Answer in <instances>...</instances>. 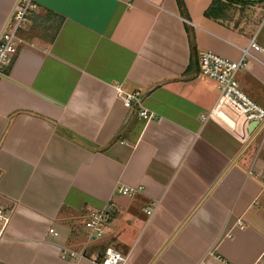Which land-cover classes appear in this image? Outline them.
Here are the masks:
<instances>
[{
	"label": "crops",
	"instance_id": "obj_1",
	"mask_svg": "<svg viewBox=\"0 0 264 264\" xmlns=\"http://www.w3.org/2000/svg\"><path fill=\"white\" fill-rule=\"evenodd\" d=\"M35 2L0 78V203L12 207L0 264H95L61 257L84 245L126 264H202L212 247L264 264V138L218 108L198 63L202 50L238 60L251 37L264 49V0L226 22L205 15L213 0ZM16 3L0 0V31ZM254 54L236 78L264 107ZM105 204L113 216L89 240L85 219Z\"/></svg>",
	"mask_w": 264,
	"mask_h": 264
},
{
	"label": "built area",
	"instance_id": "obj_2",
	"mask_svg": "<svg viewBox=\"0 0 264 264\" xmlns=\"http://www.w3.org/2000/svg\"><path fill=\"white\" fill-rule=\"evenodd\" d=\"M35 5V0H17L9 20L0 31V78L8 75L12 54L15 51L17 42L21 41L19 33ZM257 52L264 53V49L256 41L255 37H251L248 45L241 48V57L238 60H232L214 51L202 50L198 56V63L200 72L216 82L218 108H229L232 115L241 122L246 131L247 125L256 122L251 133H257L264 138V107L240 88L236 78L238 71L248 67L249 58H256L254 53ZM118 91L122 95L123 103L126 107H130L134 102L141 104L139 92L125 93L120 88H118ZM140 115L150 119L154 113L147 108L141 107ZM254 175L258 176L259 174L256 173ZM260 177L264 188V174H261ZM143 189V186L138 187V189L123 186L119 188V192L130 195L137 190ZM156 205L157 203H153L148 206L146 212L152 214ZM11 212L12 207L0 203V241L4 239L6 227L11 220ZM112 216L110 204H105L103 207L89 212L84 222L89 240L103 236L104 229ZM50 232L55 236L58 235L54 228H50ZM61 257L71 260L87 259L95 264H126L128 259V255L111 247L106 248L104 252L94 251L90 253L87 245H84L79 250L62 246ZM202 262V264H234L226 259L216 247L209 249Z\"/></svg>",
	"mask_w": 264,
	"mask_h": 264
},
{
	"label": "trees",
	"instance_id": "obj_3",
	"mask_svg": "<svg viewBox=\"0 0 264 264\" xmlns=\"http://www.w3.org/2000/svg\"><path fill=\"white\" fill-rule=\"evenodd\" d=\"M182 1V0H181ZM252 2L239 0H213L211 5L205 12V15L215 20L226 22L234 18V12L237 11L239 5H245Z\"/></svg>",
	"mask_w": 264,
	"mask_h": 264
},
{
	"label": "water",
	"instance_id": "obj_4",
	"mask_svg": "<svg viewBox=\"0 0 264 264\" xmlns=\"http://www.w3.org/2000/svg\"><path fill=\"white\" fill-rule=\"evenodd\" d=\"M239 1H261V0H239ZM256 125V122H252L249 125V130L251 131V129Z\"/></svg>",
	"mask_w": 264,
	"mask_h": 264
}]
</instances>
